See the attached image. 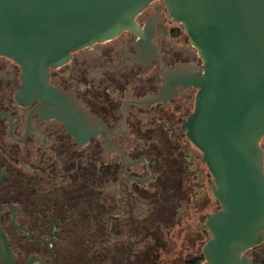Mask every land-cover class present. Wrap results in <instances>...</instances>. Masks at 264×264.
Returning <instances> with one entry per match:
<instances>
[{
  "label": "flooded vegetation",
  "instance_id": "af4514ba",
  "mask_svg": "<svg viewBox=\"0 0 264 264\" xmlns=\"http://www.w3.org/2000/svg\"><path fill=\"white\" fill-rule=\"evenodd\" d=\"M136 22L141 35L50 70L86 115L27 96L22 67L0 55V264H163L168 238L193 240L187 257L209 239L220 205L186 129L199 89L178 74L203 61L164 0Z\"/></svg>",
  "mask_w": 264,
  "mask_h": 264
},
{
  "label": "water",
  "instance_id": "95a60500",
  "mask_svg": "<svg viewBox=\"0 0 264 264\" xmlns=\"http://www.w3.org/2000/svg\"><path fill=\"white\" fill-rule=\"evenodd\" d=\"M153 1L0 0V55L22 67L27 96L86 115L51 86L50 70L124 31L141 35L136 17ZM164 1L203 61L178 73L199 89L187 136L203 154L220 205L206 221L203 254L208 264H254L247 252L264 244V0Z\"/></svg>",
  "mask_w": 264,
  "mask_h": 264
},
{
  "label": "rangeland",
  "instance_id": "374dc122",
  "mask_svg": "<svg viewBox=\"0 0 264 264\" xmlns=\"http://www.w3.org/2000/svg\"><path fill=\"white\" fill-rule=\"evenodd\" d=\"M216 206V210H218V204L215 205ZM210 212L213 211V209L209 210ZM168 247L165 248V253L163 254V264H184L185 260L188 258L187 255L186 256H181V250L182 248L185 246H192L193 245V240H188L187 242H185L184 237L176 240L174 242H172V240L170 238H168ZM208 241V238H205V240H203V243H200V247L199 249H201V252L203 250V247L205 245V243ZM177 244V245H176ZM176 245V246H175Z\"/></svg>",
  "mask_w": 264,
  "mask_h": 264
},
{
  "label": "trees",
  "instance_id": "16d2710c",
  "mask_svg": "<svg viewBox=\"0 0 264 264\" xmlns=\"http://www.w3.org/2000/svg\"><path fill=\"white\" fill-rule=\"evenodd\" d=\"M247 254L252 258L254 264H264V244L254 250H250ZM206 261L203 251L201 249L194 254L189 256L184 264H202Z\"/></svg>",
  "mask_w": 264,
  "mask_h": 264
},
{
  "label": "built area",
  "instance_id": "2783aa9c",
  "mask_svg": "<svg viewBox=\"0 0 264 264\" xmlns=\"http://www.w3.org/2000/svg\"><path fill=\"white\" fill-rule=\"evenodd\" d=\"M202 264H208L206 261L204 262V263H202Z\"/></svg>",
  "mask_w": 264,
  "mask_h": 264
}]
</instances>
